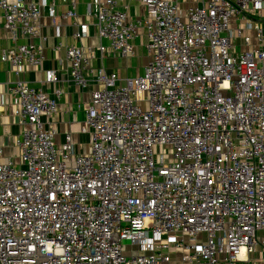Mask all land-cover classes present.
Listing matches in <instances>:
<instances>
[{
    "label": "built area",
    "instance_id": "2783aa9c",
    "mask_svg": "<svg viewBox=\"0 0 264 264\" xmlns=\"http://www.w3.org/2000/svg\"><path fill=\"white\" fill-rule=\"evenodd\" d=\"M121 1L93 0L87 13L121 57L143 25L141 74L120 83L94 67L101 44L65 49L73 83L98 85L81 128L87 152L69 133L57 145L47 126L60 87L8 86L21 132L18 161L0 145V264H264V0H204L183 13L174 0H136L138 21ZM0 9L13 40L0 60L40 66L43 47L18 39H46L42 11L58 35L56 18H75L77 0ZM77 26L74 38L87 36V23Z\"/></svg>",
    "mask_w": 264,
    "mask_h": 264
},
{
    "label": "crops",
    "instance_id": "0c3cea01",
    "mask_svg": "<svg viewBox=\"0 0 264 264\" xmlns=\"http://www.w3.org/2000/svg\"><path fill=\"white\" fill-rule=\"evenodd\" d=\"M93 0H77V16L74 18L62 16L57 17L61 28L58 35L54 29V20L48 16L46 11H42L40 19L41 35L40 37L27 38L21 37L17 42H34L43 47L44 60L40 66L21 65L18 68L9 62L0 60V145L3 147L2 158H12L18 161L19 150L15 141L19 137L21 127L14 115L17 96L13 95L8 86L16 80L26 81L29 84L43 89L51 94L54 87L62 89V95L59 100L57 112L49 119L47 126L56 130L55 142L61 145L65 142L66 134L72 136L74 149L76 153L87 152L90 148V133L81 130L85 122L86 108L90 102L91 91L97 88V84L92 83L85 89L80 88L73 83L69 76V63L66 59V46L77 44L82 46L98 47L100 44L106 46V51L92 61L94 67L103 66L107 72H114L120 77V83H123L127 77H133L143 72L144 66L149 61L147 57L143 62L138 61L137 72L133 70V57L138 55L141 50H145V28L143 25L138 27L137 35L133 40L134 54L128 57H121L117 53H112L107 47L109 41L100 39L95 26L94 16L87 13V8ZM177 2L182 13L190 5H201L204 0H174ZM62 3L59 5V12L66 10ZM118 8L127 13L128 19L138 21L145 17V7L136 0H124L119 2ZM264 23V10L258 18ZM3 11L0 9V54L2 49L13 45L10 33L3 29ZM77 23H87V36L76 39L73 36L77 30ZM61 43V48L56 50V46ZM139 59V58H138ZM49 69L56 71L58 80L55 83L46 81V72ZM137 73V74H136Z\"/></svg>",
    "mask_w": 264,
    "mask_h": 264
},
{
    "label": "rangeland",
    "instance_id": "374dc122",
    "mask_svg": "<svg viewBox=\"0 0 264 264\" xmlns=\"http://www.w3.org/2000/svg\"><path fill=\"white\" fill-rule=\"evenodd\" d=\"M148 56H149V54L146 52V50H141L138 55H136V56L134 55L133 61H132L133 62V68L132 69L137 72V69H139V65H138V67H136V64L138 63V61L141 60L143 62Z\"/></svg>",
    "mask_w": 264,
    "mask_h": 264
}]
</instances>
